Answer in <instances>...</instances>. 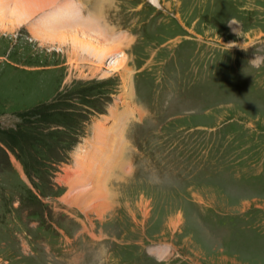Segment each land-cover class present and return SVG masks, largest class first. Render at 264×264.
Here are the masks:
<instances>
[{"label":"rangeland","instance_id":"obj_1","mask_svg":"<svg viewBox=\"0 0 264 264\" xmlns=\"http://www.w3.org/2000/svg\"><path fill=\"white\" fill-rule=\"evenodd\" d=\"M107 2L0 32V264H264V0Z\"/></svg>","mask_w":264,"mask_h":264},{"label":"bare ground","instance_id":"obj_2","mask_svg":"<svg viewBox=\"0 0 264 264\" xmlns=\"http://www.w3.org/2000/svg\"><path fill=\"white\" fill-rule=\"evenodd\" d=\"M96 1L98 3H102V2L105 3L108 0H96ZM56 2H57V0H14V2L11 3V0H0V32L13 33L15 31H18L20 28L24 27L29 22H31L33 27L47 28V29L51 30V31H47L48 34L51 33V35L46 36L45 37L46 39H50L51 37H54L60 41L61 39L67 38V36L69 34H53L52 35V32H53L52 30L60 29V28H59V26H54L53 22L50 21V19L54 20V18L56 17L55 14H57L59 12H60L59 15L64 16L65 13H68L70 16L71 15L70 13L72 11V10H66L69 8L65 7V6L62 7V5H61V7H59V10H56L54 7ZM100 7H101V5H100ZM35 32L45 34V32H43L41 30H35ZM71 40L74 44H79L80 46H82L83 51H85L89 56H91V58H93V60H95L96 62H99L101 64L103 63L105 58L113 56L115 54V51H116L115 48H111V46L109 47V46L102 45L96 40H84V41L81 40L80 41L79 36H77L76 34L75 35L71 34ZM82 48H80V49H82ZM124 62H125L124 59L123 60L119 59L117 61V69H119V67H121L123 69L124 65L126 64V63L124 64ZM130 110L127 111V114H129V115L132 114V111H130ZM133 110H134V112L136 111L138 113V111L136 109H133ZM113 115H115V116H113V117H115V120L117 119L119 121V122H115V123H120V120L122 121V119H121L122 117L120 118L119 114L114 113ZM99 132L102 133L103 131L100 130ZM113 134H115V132ZM120 142L121 141H117V143H119L118 146L120 147V149L116 151L117 153L119 152V154L122 153V147H121ZM113 143H114V139H113ZM81 164L82 163H80V165ZM99 178H100V175L97 176V179H96L97 182H99V180H100ZM101 182L102 181H100V183ZM66 183H67V181H66ZM96 188L97 189H95V191L78 190L80 192L75 194V196H73L74 194L73 195L71 194V196H69V195L66 196L65 201L73 203V204H81V205L84 203L85 205L83 204L84 205L83 208H85V207L87 209L91 208V210L97 209V210H101V211H106L107 210L106 203L109 200V197L107 196L108 193H104V191L106 190V187L103 184L101 187L99 186ZM92 190H94V189H92ZM71 191H72V193L76 192V189L73 188V190H71ZM84 192H86V193H84ZM98 200H103V203L97 205L96 207L89 205V203L93 204V203H96ZM104 200L107 202H105ZM180 219L181 218L179 217L178 220L180 221Z\"/></svg>","mask_w":264,"mask_h":264},{"label":"clouds","instance_id":"obj_3","mask_svg":"<svg viewBox=\"0 0 264 264\" xmlns=\"http://www.w3.org/2000/svg\"><path fill=\"white\" fill-rule=\"evenodd\" d=\"M229 25H231V23H229ZM226 47H228L229 49L232 48L233 46H235L234 44H225ZM251 62L255 65V66H260V64L262 62H264V60H262L261 58L255 57V59L251 60ZM151 255H153V257L157 260V264H166L167 258L168 256L172 255V251H171V247L169 248L168 251V255L165 257H161L159 255H156L155 253H150Z\"/></svg>","mask_w":264,"mask_h":264}]
</instances>
